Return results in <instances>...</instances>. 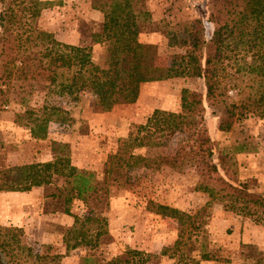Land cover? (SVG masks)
Listing matches in <instances>:
<instances>
[{"label":"trees","instance_id":"trees-1","mask_svg":"<svg viewBox=\"0 0 264 264\" xmlns=\"http://www.w3.org/2000/svg\"><path fill=\"white\" fill-rule=\"evenodd\" d=\"M90 1L92 9L102 18L99 29L91 33L92 42L113 41L105 67L91 60L90 45L63 43L52 32L37 25V19L57 1L0 0V110L9 103L12 89L34 88L31 84L39 83L47 95L78 98L82 93H89L94 110L108 111L116 104L134 102L141 84L173 77L202 79L204 100L201 97L189 100L185 94L181 97V107L200 110L204 108V101L207 105L224 102L228 88L235 86L233 77H229L232 74H226L228 65H233L235 73L241 70L254 73L258 84L238 101L225 104L229 118L221 121L218 129L228 132L235 118L247 115L264 118V0H206V20L195 16L174 26L166 25L167 45L183 51L174 54L163 66L156 63V45L138 39L150 16L143 0ZM206 24L211 25L210 31ZM22 112L15 113L14 121L29 127L32 136L37 138L46 137L50 121H65L64 110L52 104L43 105L38 111L27 108ZM178 133H186L191 138L173 152L146 156L129 150L145 146L163 148ZM120 145V152L107 156L108 165L116 161L127 168L168 166L182 170L192 164L198 173L195 188L209 197L206 204L193 213L159 205L161 214L179 223L170 257L183 246L188 245L191 250V240L203 231L211 205L250 215L253 212L246 209L249 206L264 207L263 195L239 181L232 154L215 148L202 115L155 109L145 123L138 126L137 133L122 140ZM52 148L55 151L52 160L0 168V191L23 192L60 182L62 186L55 187L57 192L50 195L62 199L65 213H69L68 204L72 199L86 201L100 191L101 184L94 172L72 165L65 144L54 143ZM109 173L110 169L106 170L103 180L106 186L100 198H106L110 186L117 184L116 180L107 178ZM73 221L64 234L66 252L78 247L86 237L95 241L106 233V222L101 217H75ZM20 235L19 227L0 226L1 261L4 255L5 264H26V260L16 259V251H19L25 257H33L35 264H43L45 258L22 245ZM213 256L203 252L199 258L193 256L174 264L223 261ZM59 257L51 256L50 264H55ZM155 259H158L156 254L127 248L109 261L94 262L84 257L82 263L148 264Z\"/></svg>","mask_w":264,"mask_h":264},{"label":"rangeland","instance_id":"rangeland-1","mask_svg":"<svg viewBox=\"0 0 264 264\" xmlns=\"http://www.w3.org/2000/svg\"><path fill=\"white\" fill-rule=\"evenodd\" d=\"M54 1L57 2L37 19V25L63 43L90 45L91 60L105 67L113 41L92 42L91 33L99 29L102 18L92 9L91 1ZM205 1L143 0L150 16L138 39L156 45L158 65H167L174 54L183 51L167 45L164 27L195 16L206 20ZM206 29L210 31L211 25L206 24ZM234 71L233 65L226 68V74L233 75L229 77H233L235 86L228 88L224 102L207 105L204 101V108L194 111L181 107V97L185 94L189 100L199 97L204 100L205 88L200 78L173 77L143 83L134 102L116 104L108 111L94 110L89 93H82L78 98L60 97L47 95L39 83L31 84L34 88L15 87L9 103L0 110V168L52 160L53 144L61 143L66 145L72 165L94 172L101 188L86 201L72 199L68 204L69 213L63 211L62 199L50 195L62 186L60 182L23 192L0 191V226L19 227L21 244L45 258L43 264H50L53 255H60L55 264H84V257L105 262L122 255L127 248L156 254L158 259L148 264L179 263L181 259L199 258L203 252L223 261L200 260L199 264H264V207L249 206L246 209L253 212L250 215L211 205L203 231L191 240V250L186 245L170 257L179 223L161 214L159 205L193 213L206 204L208 195L195 188L198 173L194 166L187 164L182 170H175L168 166L147 169L127 168L116 161L112 165L106 163L107 156L120 152V142L134 136L138 126L155 109L202 115L215 148L234 157L239 181L264 197V118L247 115L235 118L228 132L218 129L219 123L229 118L225 104L238 101L258 84L254 73ZM47 104L63 109L65 121H50L45 138L32 136L29 127L14 121L15 113H23L27 108L38 111ZM190 138L186 133H178L163 148L145 146L129 150L146 156L170 153ZM108 169L107 178L116 180L117 184L110 186L106 198H100ZM90 216L105 220L106 233L95 241L86 237L82 244L66 252L65 232L75 217ZM2 259L5 264L4 255ZM16 259L35 264L33 257H25L19 251Z\"/></svg>","mask_w":264,"mask_h":264},{"label":"water","instance_id":"water-1","mask_svg":"<svg viewBox=\"0 0 264 264\" xmlns=\"http://www.w3.org/2000/svg\"><path fill=\"white\" fill-rule=\"evenodd\" d=\"M0 264H3L2 261H1V258H0Z\"/></svg>","mask_w":264,"mask_h":264}]
</instances>
